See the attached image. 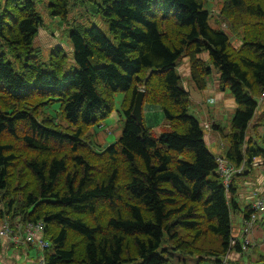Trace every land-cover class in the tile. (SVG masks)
Returning <instances> with one entry per match:
<instances>
[{
  "label": "trees",
  "instance_id": "1",
  "mask_svg": "<svg viewBox=\"0 0 264 264\" xmlns=\"http://www.w3.org/2000/svg\"><path fill=\"white\" fill-rule=\"evenodd\" d=\"M89 1L106 30L73 24L76 68L69 71L61 46L47 60L38 57L36 1L0 0V47L15 52L10 61L0 50V223L6 219L15 230L16 222L41 221L43 264H168L173 254L220 264L231 212L239 209L237 187L233 179L223 186L217 155L187 112L177 67L187 57L188 80L198 90L215 72L219 90L236 103L228 132L211 124L227 139L223 157L236 167L251 168L255 157L264 164V149L246 136L249 125L264 124V110L256 115L257 99L264 100V0H221L217 17L237 46L210 26L204 0ZM68 5L46 3L61 19ZM138 89L142 125L131 117ZM115 92L124 94V127L97 150L88 131L112 112ZM54 102L56 114L45 112ZM144 105L165 117L156 136ZM249 210L240 212L247 217Z\"/></svg>",
  "mask_w": 264,
  "mask_h": 264
},
{
  "label": "rangeland",
  "instance_id": "2",
  "mask_svg": "<svg viewBox=\"0 0 264 264\" xmlns=\"http://www.w3.org/2000/svg\"><path fill=\"white\" fill-rule=\"evenodd\" d=\"M37 11L42 17V27L38 29L37 35L35 37L33 45L38 49V57L41 61L47 60L49 52L54 46H61L66 55H67V66H70L69 71L75 70V65H73L72 58V49L70 40L68 38L69 30L73 27V24H83L85 26L96 25L101 29L106 30V25L102 22L99 14L96 11V3L89 0H69L68 13L65 19L53 18L49 14L46 3L47 0H35ZM203 7L209 11L211 17L209 18V24L213 28L223 29L229 34L230 37H233L232 34L228 32L226 27L220 22L217 17V13L221 8V0H204ZM217 18V19H216ZM233 44H235V39L232 38ZM0 50L5 53L6 57L10 61H14L15 52L7 46H1ZM180 58L178 63V73L181 77V83L184 86V89L188 92L190 103L187 109L188 114L195 117L201 125V128L204 132L205 143L209 151L215 155L223 156L227 148V139L222 137L221 134L211 127L213 122L218 123L223 131L228 132L231 118L236 108V103L234 102L231 94L227 89L222 92L221 99L216 98V94L207 95V90H198L192 86V82L188 81V78L183 71V63H181ZM92 65H95L94 60L90 59ZM217 74L215 72L208 75L207 78V88L215 91V84ZM124 98L122 92H115L113 96V108L112 112L102 120L99 125H95L90 128L88 134L91 135V142L97 150H101L118 139L121 135L122 129L124 127V117L120 112V104ZM201 98V99H198ZM202 101V102H201ZM258 106L256 109V115L264 110V100L259 101L257 99ZM59 103L54 102L51 105L44 108L45 112H48L52 115L56 114ZM150 106L144 105V121L145 124L152 128V133L156 136L164 130L166 125L165 117L163 116L159 107H153L152 111L147 110ZM156 110V113L154 111ZM207 124V126H206ZM206 126V127H205ZM264 130V124L256 127L255 130L251 129L249 125L246 136H251L254 142L264 149V135L262 134ZM213 136L214 140L209 142L210 136ZM223 146H221L222 144ZM259 161L261 158H259ZM257 159V160H258ZM262 160V159H261ZM242 166V174L234 173L232 179L234 184L237 187L236 198L241 208H244L248 203V200L253 197V200H256L257 197L261 196V193L264 192V164L253 166L251 168ZM208 179H213V174H209ZM248 197V198H246ZM231 215H234L231 212ZM240 213H235V216H239ZM260 214H257V220L253 224V227L263 228L264 223L260 219ZM252 227V228H253ZM231 231L232 233L237 232L238 229L234 221H231ZM43 238V236H42ZM263 237H260L255 242V246H250L247 251L248 254L254 250V253L249 257L246 254H241L237 259L239 264H264V260L260 258V255H264V240ZM45 240V239H44ZM11 244V245H10ZM34 246L35 248H32ZM252 247V248H251ZM42 250L39 249L36 243H9V246L6 249L3 248V243H1L0 249V264H42L40 262V255ZM230 253H235V250L232 248ZM229 255V254H228ZM239 256V254H237ZM178 256L171 255L169 257L168 264H185L177 258ZM220 260L222 256L219 257ZM191 259V258H185ZM229 264H234L231 259L228 261ZM194 264V261L189 263ZM202 264H215L210 260H205Z\"/></svg>",
  "mask_w": 264,
  "mask_h": 264
},
{
  "label": "built area",
  "instance_id": "3",
  "mask_svg": "<svg viewBox=\"0 0 264 264\" xmlns=\"http://www.w3.org/2000/svg\"><path fill=\"white\" fill-rule=\"evenodd\" d=\"M264 99V92L260 96V100ZM207 126V124H206ZM205 126V127H206ZM264 135V130H263ZM255 157L252 159L251 164L253 166L262 165L263 161ZM215 162L217 163L216 172L222 179V184L227 188L230 184L232 176L234 173H240L243 168H237L235 165L231 164L225 157L217 155L215 157ZM249 213L247 217H244L243 225V234L245 239L238 241L236 238H230L227 251L221 258L220 264H227L228 254L235 245H238L239 252H246L249 248L250 241L246 238L252 231L253 224L257 220V214H260V219L264 215V192L261 193V196L257 197L256 200L252 201L249 204ZM15 224V230L10 229L9 223L4 219L0 223V240L2 238L8 239L11 243H36L40 250H43L48 246V242L42 238V231L44 225L41 221L32 223L26 222L24 225ZM264 240V236L262 238ZM234 249V248H233ZM42 255H40V262L43 264Z\"/></svg>",
  "mask_w": 264,
  "mask_h": 264
},
{
  "label": "crops",
  "instance_id": "4",
  "mask_svg": "<svg viewBox=\"0 0 264 264\" xmlns=\"http://www.w3.org/2000/svg\"><path fill=\"white\" fill-rule=\"evenodd\" d=\"M232 38H234L235 40H237L234 36L233 37H230V39H231V41H233L232 40ZM233 43V42H232ZM239 41L237 40V41H235V46H237V45H239ZM181 63H183V67H185V69L183 70L184 72H185V74H186V76H187V78H188V72H189V69H188V59H187V57H183L182 59H181ZM177 71H178V68H177ZM217 80V79H216ZM189 81V80H188ZM192 86H193V84H192ZM207 88V87H206ZM204 89L203 91L205 92L206 90H207V95H211L212 93H213V95H214V93L216 94V98L217 99H221L220 97L221 96H224V94L222 95V92L224 93V91H220L219 90V88H218V82L215 84V91H213L212 89ZM198 99H201V98H198ZM202 102V101H201ZM154 107H156V106H154ZM153 107H149L147 110L149 111V110H153L152 109ZM154 111H155V113H156V110L154 109ZM143 113H144V110H143ZM263 134V133H262ZM214 137L211 135L210 136V139H209V142H211L212 140H214L213 139ZM204 140H205V138H204ZM222 144V143H221ZM221 146H223V144L221 145ZM246 198H248V197H246ZM251 199H249L248 200V203L246 204V205H249L252 201H254L253 199V197H250ZM235 200H236V202H237V204H238V208L239 209H235V211L233 210L232 211V213L234 214V215H231V221H234L235 222V224H236V227H237V229H238V231L237 232H234V233H232V231H231V237L232 238H236L239 242L240 241H242L243 239H245V236H244V234H243V225H244V214L242 213V212H240L241 210H243V208H241L240 206H239V203H238V201H237V198L235 197ZM235 213H240V215L239 216H235ZM264 236V230H263V228H260V227H257V225L256 226H254L253 227V229H252V231L250 232V234L246 237L249 241H250V246H255L256 244H255V242L257 241V239H259L260 237H263ZM0 242L1 243H3V248L4 249H6V251H7V248H8V246H9V243H11V242H9L8 241V239H5V238H2L1 240H0ZM11 245V244H10ZM32 248H35L34 246H31ZM251 247V248H252ZM235 250V253H229V255H228V258H227V264H228V261L231 259V261L233 260V261H235V262H238L237 261V259L240 257V255L241 254H246V255H248V257L251 255V254H253L254 253V250L252 251V252H250L249 254H248V252L249 251H246V252H239V251H237L236 249H234ZM237 254H239V256L237 255ZM174 256H178L179 257V255L178 254H173ZM177 258V257H176ZM260 258L261 259H263L264 260V255H260ZM178 260H180V263L181 262H185V264H189V263H191V262H193L194 261V264H195V259H185V258H177ZM239 264V263H238Z\"/></svg>",
  "mask_w": 264,
  "mask_h": 264
},
{
  "label": "water",
  "instance_id": "5",
  "mask_svg": "<svg viewBox=\"0 0 264 264\" xmlns=\"http://www.w3.org/2000/svg\"><path fill=\"white\" fill-rule=\"evenodd\" d=\"M142 101H143V90L138 89L134 97L133 106L131 109V117L136 120V122L142 125Z\"/></svg>",
  "mask_w": 264,
  "mask_h": 264
}]
</instances>
